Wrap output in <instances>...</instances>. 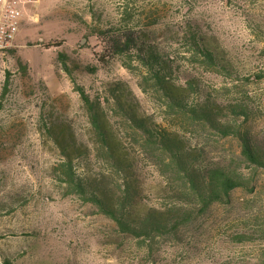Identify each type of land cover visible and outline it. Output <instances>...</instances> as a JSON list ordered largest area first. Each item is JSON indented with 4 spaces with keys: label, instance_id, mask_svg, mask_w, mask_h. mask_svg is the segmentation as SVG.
I'll return each instance as SVG.
<instances>
[{
    "label": "rangeland",
    "instance_id": "374dc122",
    "mask_svg": "<svg viewBox=\"0 0 264 264\" xmlns=\"http://www.w3.org/2000/svg\"><path fill=\"white\" fill-rule=\"evenodd\" d=\"M17 1L23 20L16 48L0 62V264H264V170L246 162L240 139L171 109L152 81L145 83L137 61L107 56L102 63L98 56L111 48L110 37L143 33L161 49L175 82L192 86L190 104L215 105L225 122L264 150V0ZM193 36L210 43L227 69L195 56ZM116 83L132 91L129 101L140 116L180 135L198 169L242 173L250 188L235 190L227 203L158 238L151 249L96 205L69 195L56 176L61 154L50 129L73 133L88 146L78 163L105 187L118 191L125 181L97 154L80 86L111 101L106 112L131 155L137 201L148 208L184 203L186 179L121 117L110 95ZM234 106L246 114L234 116Z\"/></svg>",
    "mask_w": 264,
    "mask_h": 264
},
{
    "label": "trees",
    "instance_id": "16d2710c",
    "mask_svg": "<svg viewBox=\"0 0 264 264\" xmlns=\"http://www.w3.org/2000/svg\"><path fill=\"white\" fill-rule=\"evenodd\" d=\"M110 44L111 48L106 53L98 55L100 62L105 63L107 56L108 58L122 56L137 61L146 71L145 83L152 81L171 109L183 112L195 122L210 123L223 137L239 138L242 156L246 162L257 170H264V150L249 137L248 133H243L236 123L225 122L222 119V111L216 110L215 105L204 101L190 104L187 101L192 86L187 89L175 82L170 72L171 66L157 44L143 33L135 31L124 37L120 35L110 37ZM192 45L196 48L195 56L203 57L204 64L227 69L224 59L212 50L210 43L205 39L198 40L193 36ZM13 52L14 50L11 51ZM65 68L70 73L66 65ZM8 86L9 83L6 81L1 101ZM76 90L81 95L96 136L97 154L111 162L117 177L123 176L125 181L118 191L109 185L105 187L98 176L82 171L78 163L88 150V146L80 143L73 133L67 135L66 131L50 129V134L55 138L54 142L61 154V161L55 169L56 176L66 186L69 195L76 194L85 202L96 205L101 213L116 223L122 233L139 240L149 249L153 248L158 238L176 234L183 226L191 223L200 214H205L215 204L227 203L235 190L250 188L249 179L242 173L222 167H212L207 171L198 169L194 152L185 148L180 135L140 116L133 102L129 101L130 96H133L132 91L123 83H116L110 85V95L115 102L114 105L122 112L121 117L132 123L137 134L145 140V146L167 155L170 160L167 168L182 174L189 190L181 197L184 202L182 205L175 204L170 208L142 206L137 201L138 187L130 173L131 155L123 147L122 140L108 119L105 104L111 101L109 99L103 101L100 97L92 98L80 86H77ZM232 114L238 117L246 114V111L234 106ZM172 197L177 198V194H173ZM4 263L12 264L9 259Z\"/></svg>",
    "mask_w": 264,
    "mask_h": 264
},
{
    "label": "built area",
    "instance_id": "2783aa9c",
    "mask_svg": "<svg viewBox=\"0 0 264 264\" xmlns=\"http://www.w3.org/2000/svg\"><path fill=\"white\" fill-rule=\"evenodd\" d=\"M23 20L17 0H0V62L16 48V38Z\"/></svg>",
    "mask_w": 264,
    "mask_h": 264
}]
</instances>
